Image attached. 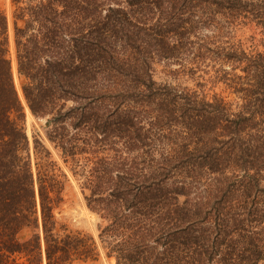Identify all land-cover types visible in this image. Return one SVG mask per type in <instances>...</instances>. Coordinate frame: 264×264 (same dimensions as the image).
I'll return each instance as SVG.
<instances>
[{
    "label": "trees",
    "instance_id": "16d2710c",
    "mask_svg": "<svg viewBox=\"0 0 264 264\" xmlns=\"http://www.w3.org/2000/svg\"><path fill=\"white\" fill-rule=\"evenodd\" d=\"M10 3L0 264L101 252L115 264H264V0ZM245 28L255 32L238 38ZM13 60L30 113L46 118L98 217L96 238L57 223L67 179L39 141L31 162Z\"/></svg>",
    "mask_w": 264,
    "mask_h": 264
},
{
    "label": "rangeland",
    "instance_id": "374dc122",
    "mask_svg": "<svg viewBox=\"0 0 264 264\" xmlns=\"http://www.w3.org/2000/svg\"><path fill=\"white\" fill-rule=\"evenodd\" d=\"M0 8L5 12L11 27V12L12 7L10 0H0ZM255 31L253 29L245 28L240 29L236 32L238 38H247L250 34H253ZM11 34V28H10ZM256 38H259V35H256ZM10 51L13 53L12 39L10 37ZM14 78V77H13ZM15 81V79H14ZM16 81L20 87V80L16 74ZM16 85V83H15ZM17 87V86H16ZM213 92L222 93L227 96V92L218 86L215 87ZM23 106L24 119L23 126L25 133L28 138V153L31 159L33 166L37 161H39V155L37 149H35V141H39L44 148L49 153V161L53 162L58 169L57 173L64 174L66 176V183L64 189L60 194L61 200L58 202L57 206L54 209L55 218L59 226H63L68 231L77 232L85 235L92 236L96 238L97 236V226L99 223L98 217L96 214L91 212L84 201V197L80 190L79 182L73 176L71 172L70 162H65L61 156L60 151L53 146L52 143L47 139V128L48 122L46 118H36L32 114L28 115ZM31 229L26 228L22 233V238H27L30 236ZM73 264H115L110 261V258L106 257L104 253H100L99 257L96 260L88 261H79Z\"/></svg>",
    "mask_w": 264,
    "mask_h": 264
},
{
    "label": "bare ground",
    "instance_id": "6f19581e",
    "mask_svg": "<svg viewBox=\"0 0 264 264\" xmlns=\"http://www.w3.org/2000/svg\"><path fill=\"white\" fill-rule=\"evenodd\" d=\"M12 70H13V75H14L15 83H16V86H17V90L19 92V96H20L21 102L25 106L26 113L28 115H31V113H30V111H29V109H28V107H27V105H26V103H25V101H24V99L22 97V93H21L20 87H19V85H18V83L16 81V74H17V72H16V65H15L14 60L12 62Z\"/></svg>",
    "mask_w": 264,
    "mask_h": 264
}]
</instances>
